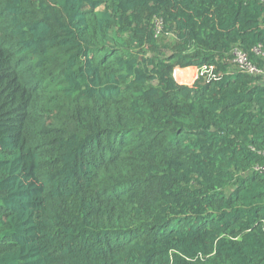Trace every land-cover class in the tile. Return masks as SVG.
<instances>
[{
	"label": "trees",
	"instance_id": "16d2710c",
	"mask_svg": "<svg viewBox=\"0 0 264 264\" xmlns=\"http://www.w3.org/2000/svg\"><path fill=\"white\" fill-rule=\"evenodd\" d=\"M258 46L262 0H0V264H264Z\"/></svg>",
	"mask_w": 264,
	"mask_h": 264
},
{
	"label": "built area",
	"instance_id": "2783aa9c",
	"mask_svg": "<svg viewBox=\"0 0 264 264\" xmlns=\"http://www.w3.org/2000/svg\"><path fill=\"white\" fill-rule=\"evenodd\" d=\"M254 53L264 59V49L261 46L256 47L254 49ZM232 54L234 57V63L239 67V69L251 75H258L264 80V66L250 63L245 54L239 50H233Z\"/></svg>",
	"mask_w": 264,
	"mask_h": 264
},
{
	"label": "rangeland",
	"instance_id": "374dc122",
	"mask_svg": "<svg viewBox=\"0 0 264 264\" xmlns=\"http://www.w3.org/2000/svg\"><path fill=\"white\" fill-rule=\"evenodd\" d=\"M173 76L179 84L191 86L196 77V70L195 68H192V69L188 68L186 70L176 69L174 71Z\"/></svg>",
	"mask_w": 264,
	"mask_h": 264
},
{
	"label": "crops",
	"instance_id": "0c3cea01",
	"mask_svg": "<svg viewBox=\"0 0 264 264\" xmlns=\"http://www.w3.org/2000/svg\"><path fill=\"white\" fill-rule=\"evenodd\" d=\"M188 69V68H187ZM190 69H192V68H190ZM178 70H181V69H178ZM184 70H186V69H184ZM192 74V73H191ZM196 75H197V71H196Z\"/></svg>",
	"mask_w": 264,
	"mask_h": 264
}]
</instances>
